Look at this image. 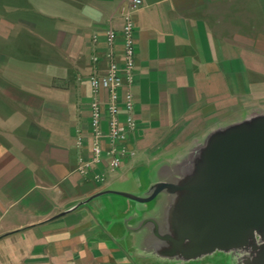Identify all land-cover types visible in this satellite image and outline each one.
I'll return each mask as SVG.
<instances>
[{"label": "crops", "instance_id": "0c3cea01", "mask_svg": "<svg viewBox=\"0 0 264 264\" xmlns=\"http://www.w3.org/2000/svg\"><path fill=\"white\" fill-rule=\"evenodd\" d=\"M128 2L32 0L35 13L0 23V264H135L123 221L132 199L93 195L121 189L139 151L182 156L217 120L264 112V0H142L131 14L134 154L103 183L79 174V155H90L89 76L107 69V28L122 59Z\"/></svg>", "mask_w": 264, "mask_h": 264}, {"label": "water", "instance_id": "95a60500", "mask_svg": "<svg viewBox=\"0 0 264 264\" xmlns=\"http://www.w3.org/2000/svg\"><path fill=\"white\" fill-rule=\"evenodd\" d=\"M175 168L174 179L152 184L145 195L104 190L93 196L113 192L147 202L166 192L173 196V234H159L156 224L154 232L179 252L171 257L189 260L219 250L245 254L243 264H264V113L212 129L176 156Z\"/></svg>", "mask_w": 264, "mask_h": 264}, {"label": "built area", "instance_id": "2783aa9c", "mask_svg": "<svg viewBox=\"0 0 264 264\" xmlns=\"http://www.w3.org/2000/svg\"><path fill=\"white\" fill-rule=\"evenodd\" d=\"M141 4L142 0H129L128 5L121 11L122 59L118 61L114 58L117 32L107 28V69L102 74L93 73L89 76L90 155L87 158L79 155L76 169L83 177H89L95 183L105 182L106 170H118L122 161L134 154V150L127 145L128 141L133 140L138 129L131 90L135 65V25L131 14ZM96 39L97 35L94 34L93 40ZM92 59L96 61L97 57L93 56ZM101 91L105 92V99L99 96ZM84 140L85 137L79 134L76 138L77 147H82Z\"/></svg>", "mask_w": 264, "mask_h": 264}, {"label": "rangeland", "instance_id": "374dc122", "mask_svg": "<svg viewBox=\"0 0 264 264\" xmlns=\"http://www.w3.org/2000/svg\"><path fill=\"white\" fill-rule=\"evenodd\" d=\"M19 0H0V23L6 21H17L19 17H26V14L35 13V6L32 0H22L19 6ZM34 1V0H33ZM39 20L45 22L46 19L42 14L38 13ZM36 15H34L35 17ZM45 18L44 20L42 18ZM46 20V21H45ZM47 25L40 26V28L46 27ZM34 33V36H47L48 31L38 29ZM262 112V111H259ZM258 112H253L257 114ZM264 113V112H263ZM241 118H234L232 120L219 121L217 120L214 129L223 128L228 124L240 121ZM140 161L138 167H136L131 173L125 178L118 180L121 189H114L115 191L127 192L135 195H145L149 187L161 180L174 179L176 175L175 153H164V152H148L139 151ZM137 157V156H136ZM180 170V169H179ZM178 170V171H179ZM121 183V184H120ZM103 199H114L123 200L126 199L119 194H109L101 196ZM134 204L133 207H124L126 209V216L123 219L125 228L128 232L134 235L136 243V253L130 254L132 262L135 264H243L245 254H238L234 252H223L216 250L210 254L203 255L195 259H183L181 257H171L173 248H169L170 242L163 241L155 234V224L157 225V231L159 234H173V226L171 220L172 213L175 214V208L171 206L173 196L166 192L159 193L155 198L147 202H138L130 200ZM143 219H146L145 224L140 227V223ZM185 219V218H183ZM128 223V225L125 224ZM168 222V223H167ZM139 226V227H138ZM132 227L131 230H129ZM127 232V233H128ZM124 242L129 241L128 238H123ZM172 244V243H171ZM161 250L164 253H158L154 248ZM166 247V250H165ZM169 248V249H168ZM178 254L179 252H172Z\"/></svg>", "mask_w": 264, "mask_h": 264}]
</instances>
